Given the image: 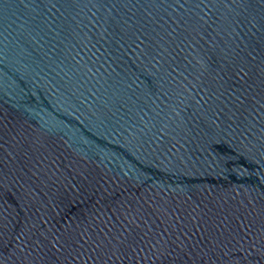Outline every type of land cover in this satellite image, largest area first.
<instances>
[{
	"label": "water",
	"instance_id": "1",
	"mask_svg": "<svg viewBox=\"0 0 264 264\" xmlns=\"http://www.w3.org/2000/svg\"><path fill=\"white\" fill-rule=\"evenodd\" d=\"M0 264H264V0H0Z\"/></svg>",
	"mask_w": 264,
	"mask_h": 264
}]
</instances>
